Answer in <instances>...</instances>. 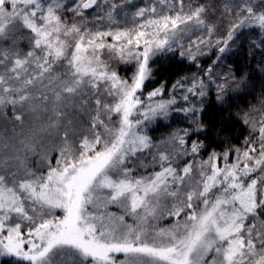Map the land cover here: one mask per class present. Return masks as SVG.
Returning <instances> with one entry per match:
<instances>
[{
    "label": "snow or ice",
    "instance_id": "obj_1",
    "mask_svg": "<svg viewBox=\"0 0 264 264\" xmlns=\"http://www.w3.org/2000/svg\"><path fill=\"white\" fill-rule=\"evenodd\" d=\"M128 6L135 8L133 26L120 27L117 17H127ZM218 7L235 19L213 44L210 4L0 0V115L11 106L21 125L26 115L33 118L12 154L6 141L0 144V258L13 264H264V99L244 114L250 131L242 147L200 159L206 148L200 135L206 138L213 123L205 121L210 85L215 102L225 105L235 77L213 75L210 66L207 82L194 73L170 90L161 83L144 92L154 58L183 48L189 33H206L180 51L190 62L202 46L226 53L244 29L264 37V7L257 10L255 0H224ZM97 9L103 15L89 20L87 10ZM253 43L264 47V39ZM113 61L131 66V76L119 75ZM172 113L189 126L154 142L146 127ZM48 138L54 146L38 153L33 170L21 153H37ZM51 151L59 155L50 158ZM148 167L159 170L138 174ZM165 216L176 219L158 227L154 221Z\"/></svg>",
    "mask_w": 264,
    "mask_h": 264
},
{
    "label": "trees",
    "instance_id": "obj_2",
    "mask_svg": "<svg viewBox=\"0 0 264 264\" xmlns=\"http://www.w3.org/2000/svg\"><path fill=\"white\" fill-rule=\"evenodd\" d=\"M101 4L105 3V0H100ZM108 4L116 3L121 4L122 0H113ZM224 0H185L186 4L198 5L201 3L210 4L215 8L213 13L211 10L208 14V22L216 25V32L213 36V44L215 40L226 36L230 24L235 19L234 14L229 15L227 13L222 14L221 9L218 7ZM231 2V0H230ZM145 0H132V4L136 7L145 6ZM258 8L264 7L260 3V0H256ZM128 11L129 14L135 11V8L128 6L123 9ZM102 11L97 9L95 12L87 10L89 20L93 16L99 14L102 15ZM122 16V15H120ZM120 16L117 17L118 24L120 27H132L133 21L131 18H123L120 20ZM142 19V18H141ZM105 28L108 26V22L104 21ZM206 35L200 31H196L195 35L201 36ZM194 38H190L189 41L182 43L183 48L177 47L173 52H167L155 57V62L151 64L155 70L154 77L151 81L146 82L144 90H151L159 87L161 83L169 84L174 83L180 77H187L189 74L185 72L186 66L190 67L188 58L181 57L180 51L185 50L189 47L190 41ZM264 37L261 36L259 30L244 29L237 33L234 41L230 42L229 50L220 55L218 48L216 47H203L201 52L208 54L209 57L204 59L200 68L194 72L206 82L208 77L204 76V71L212 67V73H230L235 77L231 88L228 91V95L231 100L228 104L220 105L215 102L216 88L215 84H211L209 88L210 95L206 97V101L209 105L208 115L205 116V121L211 117L213 123L209 126V133L206 138L205 134H201L200 138L204 139L206 148L200 154V159H206L208 154L215 151L223 153L228 147L235 145L236 147H242L245 138L249 134V127L243 123L245 113L252 112L253 108H259L262 99H264V47H255L254 41L260 43ZM20 47L23 50H27L28 42L24 40L20 43ZM220 55V60L216 64L213 61ZM112 67L118 71L122 77L130 76L132 73V67L119 62H112ZM247 77L244 83L237 89L236 84L240 82L243 77ZM3 114L0 115V144L7 142L10 147L8 153L12 154L16 148L20 147L19 141L29 135V128L32 126L33 118L31 115L24 117V124L13 119L12 107L8 106L2 110ZM255 118H259L255 112L252 113ZM185 127L189 126V121H185ZM11 138V139H9ZM197 137H193L195 139ZM43 147L37 148V153L27 152L21 153V155H27L26 163L28 167L35 170L39 166L40 155L39 152L43 151ZM48 148V147H46ZM50 158L59 155L58 151H51L49 153ZM176 218L167 217L162 218L159 222L162 225L170 226L174 223ZM117 259L122 258V254H116ZM0 264H13V258H0Z\"/></svg>",
    "mask_w": 264,
    "mask_h": 264
},
{
    "label": "rangeland",
    "instance_id": "obj_3",
    "mask_svg": "<svg viewBox=\"0 0 264 264\" xmlns=\"http://www.w3.org/2000/svg\"><path fill=\"white\" fill-rule=\"evenodd\" d=\"M109 2H113V0H109ZM145 2H146L145 6L146 5H150L152 3V0H145ZM255 3H256V0H255ZM108 5H110V4H108ZM177 7H178V5H177ZM256 7H257V5H256ZM257 10H260V8L257 7ZM123 12H128V11H123ZM102 15H103V13H102ZM121 15L122 16H120L121 17L120 20L123 19V18H131V14H129L127 17H125L123 14H121ZM190 38L191 39L192 38L196 39L197 36L195 35V33H189V35L184 37L182 43H185V42L189 41ZM201 48L196 53V61L190 62V60H188V63L190 64V67L187 68V66H186L185 72H187L189 74V76H187L189 78L194 74V72H196V70L198 68H200V66L202 65V62L204 61V59L209 57V53L210 52L208 54H204L203 52H201ZM193 51H196V49L193 48ZM130 76H126V77H130ZM172 84H169L167 86L168 90L171 89V85ZM151 90H153V89H151ZM151 90H147V89L144 90L145 95H146L147 92H149ZM142 98H144V97H142ZM161 98L167 99L169 97L166 94L164 97H157L156 99H161ZM178 102L181 103V104L183 103V101H178ZM185 121H187V119H184L182 117V114L172 113L170 115V117L167 120H165V121H159L158 123L148 124V126L145 129V131L147 132V134L149 136L152 137L154 142H158L162 137H166L169 132H171V131H173V130H175L177 128H185V124H186ZM164 125H166V126H164ZM50 141H51V138H48L47 140H45L43 146H46L48 148H52L54 146V142H50ZM150 161H151V157L148 156L146 158V162H150ZM154 170H159V169H158V167H156L155 169L152 168V167H148L147 169L140 168L138 174H148V173H150V172H152ZM109 211L116 212L117 214H120V212H121L120 209H118V208H116L114 206H110L109 207ZM126 220H127L128 223H132V218L131 217H126ZM154 223H156L158 227H168V225L167 226L162 225L159 222V220L158 221H154ZM121 259H123V257L120 258L119 260H121Z\"/></svg>",
    "mask_w": 264,
    "mask_h": 264
}]
</instances>
